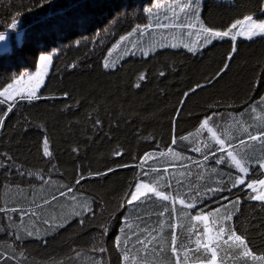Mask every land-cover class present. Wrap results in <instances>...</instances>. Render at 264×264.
<instances>
[{
    "label": "trees",
    "instance_id": "trees-1",
    "mask_svg": "<svg viewBox=\"0 0 264 264\" xmlns=\"http://www.w3.org/2000/svg\"><path fill=\"white\" fill-rule=\"evenodd\" d=\"M180 7L182 0H0V33L10 35V50L0 53V91L35 70L41 55L52 56L39 100L0 96V208L5 209L0 264H175L170 224L176 225L184 264L180 244L194 248L195 231L202 226L193 228L196 211L182 213L180 199L205 211L220 207L225 214L234 212V205L222 197H239L241 220L253 215L264 220V206L250 201L244 186L232 187L229 180L238 170L226 154L220 160L212 135L241 158L228 148V138L236 145L247 138L243 128L252 134L264 128V39L215 38L206 44L203 32L227 30L247 15L264 19V0H200L199 21ZM158 21L170 27L157 28ZM233 43L237 53L228 61ZM106 61L115 67L105 68ZM225 63L229 68L217 77ZM197 84L202 87L191 91ZM9 104L13 109L4 117ZM45 138L51 157L43 155ZM247 151L248 157L261 155L258 146ZM248 163L251 172L256 160ZM260 178L257 172L246 183ZM141 181L175 199V212L170 201L152 194L143 204L122 208ZM164 206L169 211L158 218ZM13 209L26 214L21 218ZM101 225L108 228L106 235ZM189 229L192 243L186 238ZM133 231L145 243L151 236L157 240L145 251ZM145 231L151 235L145 237ZM254 243L260 245L258 237ZM100 246L106 254L93 251ZM125 250L128 261L122 260ZM253 251L260 254L257 247ZM187 264H195L191 252Z\"/></svg>",
    "mask_w": 264,
    "mask_h": 264
},
{
    "label": "snow or ice",
    "instance_id": "snow-or-ice-1",
    "mask_svg": "<svg viewBox=\"0 0 264 264\" xmlns=\"http://www.w3.org/2000/svg\"><path fill=\"white\" fill-rule=\"evenodd\" d=\"M183 7H180V12L184 13L185 16H193L197 21H199V4L200 0H182ZM187 10V11H186ZM261 13L264 14V9H261ZM173 15L176 19H179V16H176L175 12ZM165 20H169V17L166 15L164 17ZM237 25H240L244 30L236 31L235 34L230 35L233 29L237 28ZM247 25V27H244ZM15 24H13V27ZM146 27L152 28V24H148ZM157 28H164L167 29L170 27L168 23H162L160 21L156 24ZM184 27L190 28L191 25H184ZM203 32L209 37L205 43L212 44L213 39L215 38H229L233 42L236 40V37H243L248 40H253L254 38H261L264 39V19L255 20L252 15H247L243 18V20H237L234 24H232L227 30L218 31L213 30L212 28H204ZM121 39H124L122 37ZM5 36L0 34V41H4ZM175 47V45H173ZM184 47H188L184 45ZM190 51H197V49L193 48ZM237 53V49L235 44L233 43V47L227 56V60L231 61L233 56ZM144 55H148L147 52ZM41 65H44L45 62L51 63L52 56L50 55H42L39 58ZM105 68L115 67V65H110L107 61L103 65ZM71 67H76L75 64L71 65ZM229 68V64L225 63L223 68L217 73V77L221 76ZM160 75H164V73H160ZM31 79L36 81L35 88L29 90L26 95H19L20 101H27L31 102L33 100H39L41 97L37 95V89L40 87L42 83V73H37L36 77H32ZM144 77L141 76V80ZM12 85L9 84L5 89L4 93H8V89L11 88ZM139 87V85H137ZM202 87V85L197 84L196 88L192 89L191 91L195 92L197 88ZM2 95V93H0ZM67 95V94H65ZM8 100H15V97L11 94L8 95ZM264 104V98H261V102ZM251 107V106H249ZM13 109V105H7V111L3 113V116L6 117L9 112ZM212 119L210 115L207 119L203 121L200 127L206 128L209 124V121ZM100 121L97 120L96 124H99ZM4 119L0 118V127H3ZM209 131H212L210 128ZM242 131L247 135L246 139H238L237 144L233 145L231 143V137L228 138V148H234L241 154V158H238L237 155L233 154V151L227 150L225 148V140L219 139L216 137L215 132L212 133L213 138L217 139L218 142V151L221 152L220 160H223V155L226 154L227 157L231 161V167L238 170L234 179L230 178L229 182L232 184L233 188H238L240 186H244L246 189L247 198L250 201L259 202L261 206H264V178L260 179H251L250 182L246 183L245 177H251L252 175H256L257 172L261 177H264V128L256 131V134H252L248 128H243ZM43 155L47 157H51L52 153L49 151L48 147V140L47 138L43 141ZM259 147L261 155L259 157H248V149ZM197 152H200L201 149L198 147L195 149ZM116 155H122V153L117 152ZM213 157H215V153H210ZM245 157L247 159H245ZM150 158L147 154L145 159ZM209 156L205 155L204 160H208ZM250 159L256 160V168H254L250 172V168L252 165L248 163ZM220 160L217 162L219 163ZM248 164V166H246ZM108 171H114V169H109ZM106 173H97L95 175H105ZM147 175V173H145ZM84 179V177H81ZM43 180V177H41ZM80 180L76 181V184H79ZM179 184V181H177ZM224 189H208L209 192L215 193L216 191H223ZM247 190H250L252 194H248ZM71 189H68V192L71 193ZM150 194L154 195L155 197L161 198L163 201H170V197L166 195L164 192L157 191V189L151 185L144 183L143 181L136 183L134 185V190L130 191L128 194L129 198L126 200L124 205H121L122 208L126 206H132L134 202H139L143 204L145 201L150 200ZM59 195L61 197L65 196L66 193L60 192ZM57 197L54 195L52 200H56ZM73 199L75 197L73 196ZM223 200L227 201L228 204L234 205V212L231 213H220V207L215 209H210L205 211L202 206L198 207L197 204L188 203L185 204L183 199L179 200V205L181 206V212L183 213L185 209L187 210H195L196 215L191 216V221L193 222V228L198 223L202 226V231L197 229L195 231V239H194V248H188L183 242H181L180 247L184 249V264H187L189 259V253L191 252L192 257L194 258L195 264H229V261H236L242 260L244 264H248L250 261L251 264H264V232H261V228H264V220H258L254 215L247 218L246 220H241L240 217L242 215L241 209L239 205L242 203L239 197L235 198L234 200H229L228 197H222ZM49 201H45V204H49ZM172 206V211L175 212V199H171L170 201ZM201 205L203 202H200ZM5 211V209L0 208V212ZM12 211L18 212L20 217L22 218L23 215L26 214V210L24 209H13ZM86 212L91 213V209H85ZM168 206H164L162 212L158 214L159 217H163L165 212H168ZM94 215V213H91ZM81 215L80 212H76L75 216L79 217ZM127 220V217H124L121 223H124ZM44 223H48L44 221ZM79 223L83 224L84 221L80 220ZM161 227L163 226V221H160ZM63 227L64 225H59ZM101 230L103 234H107L108 228L104 225H101ZM126 227H131L126 225ZM169 227L172 229L171 233V254L175 257V264H181V256L178 253L177 248V235L175 233V224H170ZM239 228L240 232L244 234H239L237 229ZM124 229H121L123 231ZM183 231V227H182ZM191 232L192 230H188V234L186 238L192 243L191 239ZM255 233L256 235H253ZM145 237L150 236L151 233L144 232ZM27 235L29 237L33 236L32 232H28ZM133 235L136 236V245L141 246L145 251L148 250V245L153 244V241L157 240V236H151V239L147 240L145 243L144 239H141L139 235L133 231ZM259 238L260 245L257 246L254 243L256 238ZM120 238L117 236L114 241V247L116 251L120 252ZM125 245H127V241H125ZM134 245V247L136 246ZM251 245V246H250ZM253 247H257L260 254L253 251ZM153 251L155 250V245H153ZM93 251H98L99 253L106 254V249L102 246L98 248H94ZM163 251V248H161ZM223 253V254H221ZM129 257L127 254V250L124 251L122 260L128 261Z\"/></svg>",
    "mask_w": 264,
    "mask_h": 264
},
{
    "label": "rangeland",
    "instance_id": "rangeland-1",
    "mask_svg": "<svg viewBox=\"0 0 264 264\" xmlns=\"http://www.w3.org/2000/svg\"><path fill=\"white\" fill-rule=\"evenodd\" d=\"M254 19L255 20H261L258 18H254ZM244 27H247V25H245ZM241 30H244V28L240 27L239 31H241ZM0 34L5 36V40L0 41V53H1V52L10 50V42H9L10 41L9 40L10 35L8 33H0ZM239 38L244 39V40H248V39L243 38V37H239ZM51 68H52V61H51V63L45 62L44 65H41L40 60H39V64L35 70L16 78L12 83H10L12 85V87L8 89V93H4V89H5L4 88L3 90L0 91V93H2V95H0V96L3 99L8 100L7 97L9 94L13 95L15 97V99H18L19 95H26L29 90L35 88L36 81L31 79V78L36 77L37 73H42V83L40 84V87L37 89V95H40L45 84H46V80L50 74ZM8 101H10V100H8ZM11 101H13V100H11ZM213 132L214 131H212V133ZM246 178L247 177H245V179ZM146 184H148V183H146Z\"/></svg>",
    "mask_w": 264,
    "mask_h": 264
}]
</instances>
